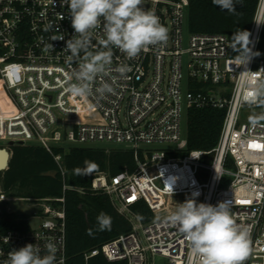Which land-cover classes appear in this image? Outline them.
Returning a JSON list of instances; mask_svg holds the SVG:
<instances>
[{"label": "built area", "instance_id": "obj_1", "mask_svg": "<svg viewBox=\"0 0 264 264\" xmlns=\"http://www.w3.org/2000/svg\"><path fill=\"white\" fill-rule=\"evenodd\" d=\"M168 29L166 44L129 60L113 47L109 80L115 93L79 99L66 92L77 66L64 52L74 35L62 0H0V141L37 144L48 152L62 179L58 197L24 199L33 208L26 228L0 231V264L27 244L47 254L56 246L55 264H67L65 193L83 189L66 184L62 151L70 146L107 144L128 149L135 167L116 175L95 173L90 189L107 195L131 230L83 253L85 264L97 256L107 262L194 264L188 243L167 216L178 203L194 198L213 206L230 202L233 218L251 228V252L244 264H264V120L251 123L243 101V82L256 72L264 78V59L253 56L237 66L235 43L220 33H189L188 0H144ZM264 23V0H256L249 48L257 53ZM102 28L93 51L102 50ZM83 55V54H81ZM127 64L120 78L115 69ZM224 111L216 145L187 150L189 109ZM7 145V144H6ZM108 148V146H102ZM8 198L0 191V203ZM144 202L153 219L143 224L132 208ZM5 212L0 210V219ZM18 214V213H17ZM36 219L32 226L30 220Z\"/></svg>", "mask_w": 264, "mask_h": 264}, {"label": "clouds", "instance_id": "obj_2", "mask_svg": "<svg viewBox=\"0 0 264 264\" xmlns=\"http://www.w3.org/2000/svg\"><path fill=\"white\" fill-rule=\"evenodd\" d=\"M240 0H212L221 11L236 14ZM67 5L74 29L72 38L66 41L64 52L70 63L77 66L68 76L67 94L79 99L95 97L103 99L115 93L113 84L105 77L112 71V48L119 49L131 60L150 47L166 44L168 29L161 24L154 11L145 10L144 0H62ZM102 28L104 38L99 40L102 50L93 51V39L97 29ZM247 31L233 33L238 52L237 66L246 65L253 56L249 48ZM83 54V55H81ZM129 71L127 64H121L115 72L124 78ZM250 76L243 82L246 89L243 101L250 105L264 107V78L256 72L245 71ZM251 123L264 120V114L251 117ZM98 166L84 161L83 168L74 170L76 177L92 174ZM167 222L178 228L190 246L194 264H244L251 252V228L238 224L233 218L230 202L218 205L197 203L194 198L178 203L167 216ZM99 231L111 230L112 220L106 213L97 216ZM91 235V230H88ZM47 254L27 244L8 254L5 264H55L56 246L45 244Z\"/></svg>", "mask_w": 264, "mask_h": 264}, {"label": "trees", "instance_id": "obj_3", "mask_svg": "<svg viewBox=\"0 0 264 264\" xmlns=\"http://www.w3.org/2000/svg\"><path fill=\"white\" fill-rule=\"evenodd\" d=\"M256 0H240L236 14L221 11L212 0H188L187 29L189 33H220L231 41L233 33L249 30ZM257 59H264V23L261 31ZM224 111L219 109H189L186 119L187 150H211L217 143ZM63 153L66 184L83 189L65 193L67 264H85L83 253L109 242L131 230V224L117 212L107 195L90 189L95 173L110 176L135 167L133 154L128 149L102 146H70ZM8 168L0 174V186L7 198L39 199L62 194V179L53 157L37 144H15L9 148ZM98 167L92 174L76 177L74 170L84 167V161ZM132 211L143 224L153 219L144 202H138ZM106 213L111 217V230L99 231L97 216ZM26 215L9 213L0 219V231L26 228ZM91 230V235L89 231ZM88 264H126L107 262L102 256L92 258Z\"/></svg>", "mask_w": 264, "mask_h": 264}, {"label": "rangeland", "instance_id": "obj_4", "mask_svg": "<svg viewBox=\"0 0 264 264\" xmlns=\"http://www.w3.org/2000/svg\"><path fill=\"white\" fill-rule=\"evenodd\" d=\"M2 98V96L0 95V99ZM3 99V98H2ZM1 107V105H0ZM249 116L250 118L251 117H259L261 114H264V108H255V109H251L249 110ZM183 125H184V128H186V121L184 119L183 121ZM7 142H3V141H0V148H3V147H7L6 146ZM88 146H110V145H107V144H93V145H88ZM2 172H0L1 174ZM0 210L1 211H5V212H13V213H18V214H23V215H26V216H31L32 214V211H33V208L30 206V203L29 202H22V201H18V200H15L13 198H8L7 201L3 202V203H0ZM30 224L32 226L36 225L37 224V220L36 219H31L30 220ZM154 264H166V259L162 258V257H159V256H155L154 259Z\"/></svg>", "mask_w": 264, "mask_h": 264}, {"label": "water", "instance_id": "obj_5", "mask_svg": "<svg viewBox=\"0 0 264 264\" xmlns=\"http://www.w3.org/2000/svg\"><path fill=\"white\" fill-rule=\"evenodd\" d=\"M146 10V6H143ZM13 142H8L7 147L0 148V172L5 171L8 168L9 160L11 157V153L9 152V148L13 146ZM1 191V186H0Z\"/></svg>", "mask_w": 264, "mask_h": 264}, {"label": "bare ground", "instance_id": "obj_6", "mask_svg": "<svg viewBox=\"0 0 264 264\" xmlns=\"http://www.w3.org/2000/svg\"><path fill=\"white\" fill-rule=\"evenodd\" d=\"M0 95L2 96L1 90H0ZM2 98H3V96H2ZM2 98L0 99V105H1V107L3 106V103H4Z\"/></svg>", "mask_w": 264, "mask_h": 264}]
</instances>
